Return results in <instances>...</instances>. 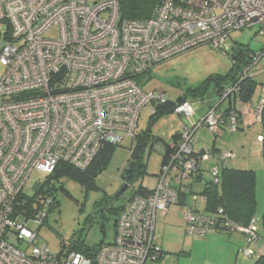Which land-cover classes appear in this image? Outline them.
Segmentation results:
<instances>
[{"label": "built area", "instance_id": "1", "mask_svg": "<svg viewBox=\"0 0 264 264\" xmlns=\"http://www.w3.org/2000/svg\"><path fill=\"white\" fill-rule=\"evenodd\" d=\"M160 1L150 17L131 19L119 14V0H0V20L9 24L0 36L5 68L0 76V264H146L162 258L157 215L179 204L180 189L210 158L193 141L201 125L220 130L214 106L183 127L178 149L163 163L156 188L130 196L116 218L113 239L98 246L93 257L67 249L53 254L47 245H38L37 231L27 220L44 224L55 196L41 193L31 211L23 190L34 170L52 174L61 162L85 170L105 143L118 145L126 135L135 137L142 108L151 104L154 112L157 103L170 99L140 85L137 74L201 45L220 49L233 30L254 27L264 36V0ZM50 31L55 35L47 36ZM262 52L255 54L243 77L258 65ZM262 94L258 119L264 85ZM174 110L186 119L195 114L190 100ZM238 121L231 117V131ZM218 157L213 175L220 172L219 165L237 158L229 149ZM182 210L189 235L234 228L247 241L241 254L258 256L251 249L260 238L257 217L242 225L222 218L223 209Z\"/></svg>", "mask_w": 264, "mask_h": 264}, {"label": "rangeland", "instance_id": "2", "mask_svg": "<svg viewBox=\"0 0 264 264\" xmlns=\"http://www.w3.org/2000/svg\"><path fill=\"white\" fill-rule=\"evenodd\" d=\"M104 15L106 16V14ZM7 30V23L0 20V36H5ZM230 34L220 49L213 48L210 45H201L161 62L153 67L148 75L143 78V86L147 90L163 91L168 98L174 101L184 95L190 87L197 86L198 82L210 74L230 72L234 64L233 53L238 47L247 45L256 51L264 49V36L256 33V28L254 27L233 30ZM46 35L54 36L55 32L50 31ZM261 57L254 70H262L261 76H263L264 50ZM4 70V66L0 63V76H2ZM254 70H251V72ZM214 98H217L215 102ZM199 99L190 97L193 107L197 108L201 104ZM205 99L207 102L213 100L214 104L219 101L218 96L214 95L211 89ZM141 111L137 132L147 129L152 119L151 104L144 106ZM189 118L186 119L180 113L174 111L164 113L152 122V133L161 139L154 144V148L147 147L145 150L144 160L147 163L145 174H142L137 181L129 184L127 190L118 198L111 200L110 197H113L123 186L122 184L127 182L123 177V172L129 167V159L134 146V138L132 136L126 135L116 146L111 159L108 161V166L95 176L96 185L85 187L77 178H63V189L59 188L53 194V197L55 196L59 200L58 205L48 212L49 214L44 224L40 225L32 219L27 220L28 226L33 227L37 231L36 241L38 245H47L53 254H59L62 251L63 243L68 247L78 239H81L87 247H93L102 241L110 242L114 236V222L118 215L105 211L106 216H101L98 211L101 206H98V203L108 199L112 201L110 204L113 207L125 206L131 196V192L139 188L141 184L148 189H155L163 162L161 146H163L164 142L172 143L173 133L177 129L185 127V123ZM225 131L223 138L218 137L219 145L225 141L236 145L237 136L241 135V131L239 133ZM194 134H196L194 135V140L198 138L200 142L204 143L203 145L212 146V141L215 137L213 131L201 128ZM243 144L247 146L246 150L244 149V156L247 157V160L249 159V164L247 162V165L256 171L257 207L254 216L258 218L259 227L264 212V164L262 156L252 150L253 146L250 138L248 141L245 140ZM196 145L197 142L193 141L195 149L198 148ZM237 145L235 148L241 154L243 147L241 144ZM205 164L206 162H203V165ZM250 168L248 167V169ZM47 178V174L34 170L29 176L25 188H23L24 192L29 196L34 195L36 188L41 183L46 182ZM55 183L58 187L61 185V182ZM199 189L196 188L195 190L198 191ZM156 221H158L156 227L158 244L164 250V264L165 261H167L166 264H222L225 249L221 246V243L208 242L207 239L216 234H223L228 238L227 233L210 232L204 236L189 235L185 231L186 221L181 208L177 211L170 209L166 215L160 212ZM227 238L225 240H228ZM234 242L239 244L237 241ZM243 242L241 246L244 247L247 245L245 237ZM251 249L257 251L255 243L251 245ZM237 250L234 253L233 264H250V259L243 255L239 256ZM192 251V257L188 256ZM257 252L262 253L261 251ZM146 264L162 263L158 260L156 262L147 261Z\"/></svg>", "mask_w": 264, "mask_h": 264}, {"label": "trees", "instance_id": "3", "mask_svg": "<svg viewBox=\"0 0 264 264\" xmlns=\"http://www.w3.org/2000/svg\"><path fill=\"white\" fill-rule=\"evenodd\" d=\"M120 2V15L122 18H138V19H146L150 17L153 13L155 7L161 2L160 0H119ZM7 23V21H5ZM8 30H9V24ZM7 30V32H8ZM264 50V49H262ZM261 50H253L250 46L245 45L244 47L240 46L234 52L237 54L234 59L233 68L230 72L227 73H215L210 74L208 77L203 79L202 81L197 83V86L190 87L184 95L178 97L176 100L168 99L165 103H157L155 106L154 112L151 114L150 125L147 129L142 131H136L134 137V146L132 147L131 158L129 159V167L123 172L124 179L129 183H133L137 181V179L146 172V160H144V153L147 147L154 148V144L160 140L161 138L152 133L151 124L152 122L162 116L164 113H171L174 110V106L178 103L184 102L190 97L194 99H205L206 95L212 89L216 96H218V102L212 104L217 108L220 114V122H219V131L230 130L231 117L234 115L237 117V120H240V113L236 107V98H240L243 102H247L252 99L254 96L255 90L257 89L259 82L255 79V70L250 71V75H245L246 67L253 61L255 54ZM152 70L149 69L143 73L137 74L135 80L143 86V78L148 75V73ZM229 93L226 94V97L223 96L225 92L228 91L229 88H234ZM264 106V105H263ZM223 107V108H222ZM181 115V114H180ZM261 126L262 131L264 132V108L261 111ZM240 127V121H238V130ZM183 129V128H182ZM181 129V130H182ZM209 129V128H208ZM210 130V129H209ZM211 131V130H210ZM213 131V130H212ZM235 132V131H231ZM181 131L176 130L173 133L172 143H165L161 146V152L163 156V163L165 162L167 156L176 152L178 149L177 142L180 136ZM263 147H262V155L264 159V133L262 139ZM117 144H104L100 152L96 155V157L91 161V164L85 169H79L69 163L61 162L59 166L55 170V173L48 174V178L46 182L42 184L40 188L34 193V195L30 197V209L31 211L37 208L34 204L36 202L37 197H40V194L48 193L54 194L55 191H58L59 188L64 187V183L62 179L67 178H77L79 179L85 187H92L95 184V176L98 173L102 172L107 166L108 161L111 159L114 150ZM234 151L230 148H225ZM222 149V150H225ZM209 151L210 158H213L215 152L217 151L216 145L212 146V148H202L198 152L202 153L204 151ZM219 150L216 155V163L219 164V153L222 151ZM235 152V151H234ZM236 153V152H235ZM237 156V153H236ZM237 159V158H236ZM230 164V163H229ZM229 164L223 166L219 165L220 172L217 175H213V169H206L203 163L197 169L198 171L195 174L190 176V179L186 181L185 187L183 185V189H180L179 195V205L184 206H192L195 207V210L200 213H218L220 209H223L222 218L230 219L235 224L248 225L252 217H256L255 211L257 207V192H256V171L254 168H241V167H233ZM208 171L209 175L206 177L204 171ZM204 174V184L202 188L196 191V188L191 186L190 182H193L194 179H199L203 177ZM55 182H61V185L58 187ZM174 185H177V182H173ZM128 184V185H129ZM187 186V187H186ZM153 190L148 189L144 185L141 184L139 188H136L131 192V196L134 194H141L145 192H151ZM193 193L200 194L204 197L205 201V209L203 211L199 210L195 205ZM114 197V196H113ZM110 197L111 200L114 198ZM191 197V201L189 202V198ZM55 198L53 208L58 205L59 200ZM112 201L104 199L102 202L98 203V206H101L99 213L101 216H106L105 211H109L112 214L118 215L121 212V209H124L125 206L113 207L110 203ZM263 218L260 221L259 225V236L261 233V229L264 231V212L262 214ZM219 218V217H218ZM258 221V218H257ZM233 224L232 226L234 227ZM116 227V219L114 222V231ZM232 227V228H233ZM229 228V227H228ZM227 227L219 228L216 232H232L237 231L234 228L228 229ZM239 232V231H238ZM241 232V231H240ZM243 233V232H241ZM244 234V233H243ZM245 237V235H244ZM98 243L93 247H87L85 243L78 239L70 244V246H66L63 243L62 251L67 250H76L83 252L87 256H95L96 251L98 250V246L101 244ZM242 247V246H241ZM241 247L238 248L237 254L239 256L241 254ZM162 253L164 255V250L161 247ZM247 259H250V264H264V253H259L258 256L251 258L243 255ZM161 260V259H160Z\"/></svg>", "mask_w": 264, "mask_h": 264}, {"label": "crops", "instance_id": "4", "mask_svg": "<svg viewBox=\"0 0 264 264\" xmlns=\"http://www.w3.org/2000/svg\"><path fill=\"white\" fill-rule=\"evenodd\" d=\"M261 73H262V70L255 71V79L259 82V85H258L257 89L255 90V93H254V96L252 97V99L247 101V102H243L240 98H236V107H237V110L239 111V113L241 115H240V127L235 132L239 133V131H241V135L237 136V144H241V146L243 147L241 150V154H240V151L236 150V148H235L236 146H238L237 144L233 145L231 142L228 141V143H227V141H225L224 143L219 145V143L217 141L218 137L223 138L224 134L226 133L225 130L224 131H213L215 133V137L212 141V146L216 145L217 151L215 152L213 158H209L206 161V164L204 165V167H206V169L207 168L210 169L213 167L214 164H216L217 152L219 150H222L225 148L233 149L234 151H236V153L239 152L237 154V159L230 162V164H229L230 166H233L236 168H238V167H241V168H248L249 167L250 168V166L247 165V162L249 164V159L247 160V157L244 156V149L246 150L247 146H245V144H243V142L245 140L248 141L249 138L251 139V144L253 146L252 150H255L257 154L262 156V160H263V164H264V159H263V155H262V147H263L262 139H263V133L264 132L262 131L261 119L257 118V115H258V111H257L258 106L257 105L263 96L262 88L264 85V75L261 76ZM211 91H213V90L211 89ZM157 92H159V91H157ZM211 95H213V94L211 93ZM214 95H215V93H214ZM216 99L217 98H214V102L216 101ZM199 100H200L201 104H199V106H197V108L193 107L195 109V114L192 117H190L189 120H187L185 125L187 123L188 124L196 123L197 120H199V118H201L206 113L208 108L211 107L212 104H214L213 100H210L209 102H207L206 99H199ZM201 128L209 131V129L207 128L206 125H204V126L201 125L198 129H196L195 132L199 131ZM181 129L182 128H179L177 130L181 131ZM244 135H245V137H244ZM261 137H262V139L260 140ZM194 141L197 142V145H196V146H198L197 150H200L202 148H212V146L203 145L204 143L202 141L200 142L198 138H195ZM204 174L206 175V177H208L209 172L205 170ZM204 174H203V177H201L199 179H194L193 182H190L191 186H193V188H202V186L204 184L203 181L205 179ZM190 201H191V197L189 198V202ZM194 205L201 211H203L206 207L204 200H198V201L194 202ZM180 208L181 207H179V206L178 207L173 206V207H171V210L174 209L175 211H177ZM166 213H162V214L166 215ZM227 234H228V238L226 235L216 234V235H213L210 238H208L207 241L212 242V243H216V242L221 243V246L225 249V251L223 252L224 259L222 261V264H233V260H234V256H235L234 253L236 252V250L239 247H241V244L244 243L243 242L244 236L241 232L239 233L237 231L228 232ZM225 238H227L228 240H225ZM233 240L237 241L239 244H236V242H234ZM255 245H256L257 251H261L262 253H264V231H263V229H261L260 238L257 242H255ZM190 254H188V256L192 257L193 251ZM180 257H182V255H180ZM161 259L162 260H160V263L164 264V262H163L164 257L162 256ZM166 263H167V261H165V264Z\"/></svg>", "mask_w": 264, "mask_h": 264}, {"label": "water", "instance_id": "5", "mask_svg": "<svg viewBox=\"0 0 264 264\" xmlns=\"http://www.w3.org/2000/svg\"><path fill=\"white\" fill-rule=\"evenodd\" d=\"M237 54L233 53V58H236ZM123 186L120 188V190L118 192H116V194L114 195L113 198H118L119 196H121L128 188V183H124L122 184Z\"/></svg>", "mask_w": 264, "mask_h": 264}, {"label": "clouds", "instance_id": "6", "mask_svg": "<svg viewBox=\"0 0 264 264\" xmlns=\"http://www.w3.org/2000/svg\"><path fill=\"white\" fill-rule=\"evenodd\" d=\"M162 92H163V91H162ZM188 100H189V99H188ZM193 109H194V108H193ZM208 109H210V107H209ZM207 111H208V110H207ZM207 111H206V112H207ZM207 128H208V127H207ZM181 131H182V130H181ZM196 150H197V149H196ZM197 151H199V150H197ZM161 168H162V167H161ZM159 174H160V173H159ZM125 183H128V182H125ZM128 184H129V183H128ZM202 200H203V199H202ZM197 201H198V200H197ZM178 206L181 207V209H182L184 205H179V204H178L176 207H178ZM160 247H161V246H160Z\"/></svg>", "mask_w": 264, "mask_h": 264}]
</instances>
